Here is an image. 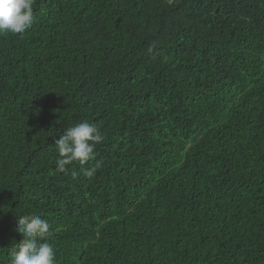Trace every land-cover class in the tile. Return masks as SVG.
<instances>
[{"label":"trees","instance_id":"trees-1","mask_svg":"<svg viewBox=\"0 0 264 264\" xmlns=\"http://www.w3.org/2000/svg\"><path fill=\"white\" fill-rule=\"evenodd\" d=\"M33 11L0 33V264L23 215L50 224L56 264H264V0ZM85 120L95 159L58 172Z\"/></svg>","mask_w":264,"mask_h":264},{"label":"clouds","instance_id":"clouds-1","mask_svg":"<svg viewBox=\"0 0 264 264\" xmlns=\"http://www.w3.org/2000/svg\"><path fill=\"white\" fill-rule=\"evenodd\" d=\"M35 0H0V33H23L34 19ZM155 45L148 51L153 52ZM104 136L97 124L87 120L69 126L56 141L58 153L56 170L67 173L75 162L81 165L95 159L96 146ZM102 161L85 170L88 177L94 176ZM75 175V173H73ZM18 232L23 235L19 243L13 244L10 251V264H56L55 252L46 242L50 237V224L39 215L18 217Z\"/></svg>","mask_w":264,"mask_h":264}]
</instances>
